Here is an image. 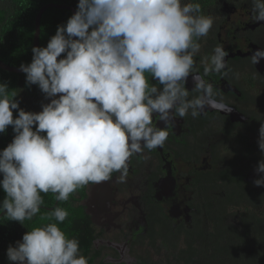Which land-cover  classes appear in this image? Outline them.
<instances>
[{
    "label": "clouds",
    "instance_id": "clouds-1",
    "mask_svg": "<svg viewBox=\"0 0 264 264\" xmlns=\"http://www.w3.org/2000/svg\"><path fill=\"white\" fill-rule=\"evenodd\" d=\"M252 5L253 21L264 22V0ZM213 25L214 17L202 14L199 2L78 0L47 46L32 47L31 62L19 66L26 86H38L50 102L42 103L40 112L26 111L19 107L17 91L0 83V134L9 126L14 133L0 150V189L6 194L0 215L23 225L40 213L42 193H54L61 202L116 172L125 182L130 158L163 147L177 117L197 118L206 107L231 112L205 78L211 72L228 74L223 46L201 59L203 74L196 71L198 41ZM262 59L264 49H256L250 63ZM146 74L161 87L150 85ZM190 76L197 93L191 97L185 87ZM257 143L264 155V123ZM255 171L260 175L254 185L264 187V158ZM68 216L56 206L48 214L56 223L26 231L7 248L8 260L88 264L79 240L58 226Z\"/></svg>",
    "mask_w": 264,
    "mask_h": 264
},
{
    "label": "flooded vegetation",
    "instance_id": "flooded-vegetation-1",
    "mask_svg": "<svg viewBox=\"0 0 264 264\" xmlns=\"http://www.w3.org/2000/svg\"><path fill=\"white\" fill-rule=\"evenodd\" d=\"M185 2H199L202 14L214 17L208 36L198 41L196 71L203 74L201 59L216 45L223 46L228 74L211 72L205 78L216 98L222 97L232 111L206 107L197 118L177 117L163 147L145 149L130 158L125 182L118 181L116 172L110 180L88 184L70 195L78 214L70 218L66 234L79 240L82 255L93 257L88 264H217L220 257L214 256L210 243L202 242V225L209 228L214 196L254 210L264 207V187L253 183L260 175L255 171L258 162L264 158L257 143L264 123V59L257 65L250 63L252 53L264 49V22L253 21L252 0ZM146 76L150 85L161 87L150 74ZM185 87L190 97L197 94L191 76ZM24 96L33 99L21 92L16 98L19 105ZM48 102L43 96L29 108L37 112ZM153 119L158 127L165 126L158 116ZM218 174L234 178L218 179ZM243 211L226 213L241 225L248 218ZM225 238L223 233L214 245L220 248ZM159 246L172 251L164 263L151 261L152 253L146 255L149 248Z\"/></svg>",
    "mask_w": 264,
    "mask_h": 264
},
{
    "label": "trees",
    "instance_id": "trees-1",
    "mask_svg": "<svg viewBox=\"0 0 264 264\" xmlns=\"http://www.w3.org/2000/svg\"><path fill=\"white\" fill-rule=\"evenodd\" d=\"M48 2L70 4L76 8L78 0H0V60L14 66L31 62V49L34 47L35 17L39 9ZM212 4H215V2ZM71 15L72 12L69 9L49 7L44 11L41 18L40 47L47 46L49 39L55 35L57 26L66 23ZM0 83H7L10 91L15 90L18 94L25 92L28 97L36 99V101L32 99L33 102H40V98L44 96L38 86H26V75L23 72H11L0 68ZM19 107L26 111H32L29 107L25 108L22 105H19ZM13 115L14 117L17 115L16 111ZM13 136L11 126L8 127L5 133L0 134V150L11 143ZM217 176L218 179L221 176L231 181L234 178L230 174H218ZM5 195L3 190L0 189V201L4 199ZM41 195L44 204L41 206L40 213L31 221L26 220L22 225L16 221H8L6 216H0V264L14 263L7 258V248L9 245L15 246V242L21 240L26 231L49 222L56 223L54 218L48 219V214L56 206L65 208L69 212L66 220L58 224L65 233L72 221L70 218L78 214V208L71 204L72 202H69L70 196L67 201L58 202L54 193H42ZM232 204L233 199L231 198H226L224 203L223 196H214L213 203L209 207L212 208L213 218L217 226L215 232L217 233L210 232L209 234V228L202 225L205 231V241L202 242L210 243L212 251L215 250L214 256L220 257V262L223 264H264V211H255L253 206ZM228 206L229 208L241 207L242 210L244 209L243 213L248 218L243 220V224L240 225V221L236 219L229 220L226 213ZM257 214H260V216ZM41 216L45 219H41ZM198 233L201 237L202 230ZM223 233L226 238L222 246L217 248L214 243L221 239ZM67 235L70 236V234ZM209 240L215 241L209 242ZM85 257H88L87 253ZM224 259L225 261H223ZM93 260V257L89 258L88 263L93 262Z\"/></svg>",
    "mask_w": 264,
    "mask_h": 264
},
{
    "label": "rangeland",
    "instance_id": "rangeland-1",
    "mask_svg": "<svg viewBox=\"0 0 264 264\" xmlns=\"http://www.w3.org/2000/svg\"><path fill=\"white\" fill-rule=\"evenodd\" d=\"M21 103H22V106L27 108V107H31V106L35 107L37 102H33L32 100H30L29 98L24 96L22 98V100H21ZM41 110H42V108L38 109L37 112H40ZM262 208L263 207H258L257 209H255V211H261ZM241 210H242L241 207H238V208H235V209L230 207L228 209V211H229V213H231V215L235 214V213H239ZM257 215L260 216V214H257ZM209 222H210V224L208 226H209L210 230L215 231L217 229V226L215 224V221H214V218H213V214H212V217H209ZM181 247H182V242L178 243L176 251L179 252ZM151 253L153 255L149 257L150 260L151 261H155L156 260L159 263H164L167 260V257L170 258L171 255H172V251L171 250H169V251L167 249L165 250V248L162 247V246H159L158 250H156V248H149L148 252L146 253V255H151ZM194 260L195 259H192V261H194ZM223 261H225V259ZM12 264H14V263H12ZM217 264H223V263L219 261Z\"/></svg>",
    "mask_w": 264,
    "mask_h": 264
},
{
    "label": "water",
    "instance_id": "water-1",
    "mask_svg": "<svg viewBox=\"0 0 264 264\" xmlns=\"http://www.w3.org/2000/svg\"><path fill=\"white\" fill-rule=\"evenodd\" d=\"M49 7H55V8H60V9H69L73 12V14L76 11V9L70 4H63V3H58V2H48V3L44 4L39 9V11L35 17L34 46H40L41 18H42L44 11ZM0 68L5 69L7 71H11V72H21L19 70V66L10 65V64L4 62L3 60H0Z\"/></svg>",
    "mask_w": 264,
    "mask_h": 264
}]
</instances>
